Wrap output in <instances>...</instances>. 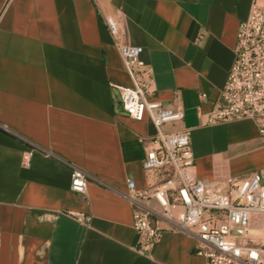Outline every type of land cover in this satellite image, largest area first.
<instances>
[{
  "label": "crops",
  "instance_id": "crops-1",
  "mask_svg": "<svg viewBox=\"0 0 264 264\" xmlns=\"http://www.w3.org/2000/svg\"><path fill=\"white\" fill-rule=\"evenodd\" d=\"M253 3L0 0V264H206L196 240L165 221L151 255L138 251L128 181L144 191L166 175L143 169L155 128L129 118L110 85L133 86L119 46L142 47L148 74H136L150 102L184 114L166 130L190 133L197 176L226 192L264 171L252 120L206 118ZM105 17L121 26L117 42ZM28 144L51 156L37 152L22 167ZM66 163L91 177L86 194L70 190Z\"/></svg>",
  "mask_w": 264,
  "mask_h": 264
},
{
  "label": "built area",
  "instance_id": "built-area-1",
  "mask_svg": "<svg viewBox=\"0 0 264 264\" xmlns=\"http://www.w3.org/2000/svg\"><path fill=\"white\" fill-rule=\"evenodd\" d=\"M105 24L117 42L120 24L112 17H105ZM119 52L133 86H110L119 92L121 108L129 118L148 120L156 131L148 137L150 146L143 169H167L163 180L144 191L136 190L134 182L128 181L130 194L126 199L133 209L138 251L151 255L162 238L165 221L167 229L196 240V255L206 264H264V171L232 179L226 192L200 179L190 133L162 130L183 121L184 114L150 102L146 86L136 74H148L141 60L143 48L120 45ZM234 56L227 82L214 109L206 115L207 125L250 119L264 137V0H254L249 18L240 23ZM37 152L51 156L28 144L22 154V167L30 166ZM66 164L71 168L70 190L86 194L91 177L75 165ZM150 201H155L160 211L150 207ZM74 217L82 223L89 221L82 214Z\"/></svg>",
  "mask_w": 264,
  "mask_h": 264
},
{
  "label": "rangeland",
  "instance_id": "rangeland-1",
  "mask_svg": "<svg viewBox=\"0 0 264 264\" xmlns=\"http://www.w3.org/2000/svg\"><path fill=\"white\" fill-rule=\"evenodd\" d=\"M162 130L165 131V132H167L166 127H163ZM151 172H156L157 173L156 174L157 176H165L166 173H167V169L155 170V171H151ZM253 225H256V224L253 223Z\"/></svg>",
  "mask_w": 264,
  "mask_h": 264
}]
</instances>
